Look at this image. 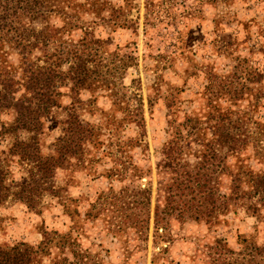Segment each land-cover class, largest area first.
<instances>
[{"label":"trees","instance_id":"16d2710c","mask_svg":"<svg viewBox=\"0 0 264 264\" xmlns=\"http://www.w3.org/2000/svg\"><path fill=\"white\" fill-rule=\"evenodd\" d=\"M229 1L195 0L210 4ZM253 1L264 4V0ZM145 3L148 24L154 2ZM70 5L80 6L81 2L0 0V140L7 139L0 149V204L11 198L39 211L44 195L62 200L64 187L56 183V171L72 164L71 158L82 161L98 141L97 126L84 120L77 108L81 89L107 88L113 103L123 104L122 119L143 125L142 107L138 104L134 111L130 109L123 84H113L115 76L121 80L120 69L132 56L117 58L118 52L110 50L83 18L71 13ZM53 15L60 17L59 24L51 23ZM259 35L255 46L249 45L245 53L239 51L241 41L236 37L217 33L213 44L229 57V68L219 72L210 62L202 64L199 108L181 111L167 101L169 133L156 163L160 177L153 207L154 227L161 238L166 237L173 220L217 224L221 216L239 209L257 218L256 232L264 224V71L251 58L255 52L264 56V26ZM10 50L19 56L16 65L9 61ZM64 87L73 89L75 96L64 105L60 133L50 151H45L44 119L53 116L54 108L62 107L59 97ZM4 113L11 115L3 119ZM129 141L139 145L138 137ZM13 161L24 172L18 180L10 179ZM111 172L132 183L115 192L114 198L130 204L124 224L141 237L150 218L151 187L134 183L141 171L133 162L120 168L115 165ZM96 199L95 206L100 208L103 195L99 193ZM255 237L237 235L234 248L220 236L201 243L203 264H264V238ZM90 256L76 237L57 230L44 231L37 244L19 241L0 246V264H34L43 257L48 260L45 264H95Z\"/></svg>","mask_w":264,"mask_h":264},{"label":"rangeland","instance_id":"374dc122","mask_svg":"<svg viewBox=\"0 0 264 264\" xmlns=\"http://www.w3.org/2000/svg\"><path fill=\"white\" fill-rule=\"evenodd\" d=\"M78 1L81 5H70L69 11L83 18L95 35L104 38L108 48L118 52L117 58L122 54L132 56L126 59L128 65L120 69L121 80L115 76L113 84H123L130 96L126 103L130 109L134 111L138 104L142 107L143 125L122 119L123 104H114L107 88L81 89L77 108L84 120L97 126L98 141L90 146L82 161L76 163L71 158L72 164L56 171V183L64 187L62 200L44 195L39 211L11 198L0 204V246L19 241L37 244L44 231L57 230L76 237L95 264H203L201 243L215 236L223 237L233 248L237 247L239 234L264 238V224H259L256 232L257 218L242 209L221 216L217 224L173 220L165 238L159 236L153 222L156 182L160 177L156 163L169 133L167 101L181 111L199 108L203 101L202 64L210 62L214 70L222 72L231 62L225 53L217 51L213 38L217 33L236 37L241 41L239 51L246 53L249 45L255 46L260 39L264 4L253 0H230L224 4L148 0L154 5L146 24V0ZM113 10L115 14L110 16ZM51 23L59 24L60 17L53 15ZM8 58L16 65L19 56L10 50ZM251 58L264 71L263 54L255 52ZM62 90V107L54 108L53 116L44 119L41 136L45 151H50L60 133L64 105L75 96L71 88ZM10 115L4 113L1 118ZM133 137L139 138V145H131L129 140ZM6 142L7 139L0 140V149L5 148ZM128 162L135 163L141 171L134 183L151 187L150 218L141 237L133 227L124 224L130 204L124 205L114 198L115 192L132 183L111 170ZM22 173L13 161L10 179L18 180ZM99 193L104 198L100 208L95 206ZM139 217L142 218L141 213ZM119 225L123 229L116 227ZM46 262L43 257L34 264Z\"/></svg>","mask_w":264,"mask_h":264}]
</instances>
